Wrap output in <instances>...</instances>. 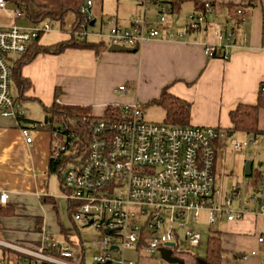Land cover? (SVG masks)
Here are the masks:
<instances>
[{
    "label": "crops",
    "instance_id": "crops-1",
    "mask_svg": "<svg viewBox=\"0 0 264 264\" xmlns=\"http://www.w3.org/2000/svg\"><path fill=\"white\" fill-rule=\"evenodd\" d=\"M90 1L94 23L114 18L127 26L139 10L135 0ZM169 2H174V9L167 17V29L160 37L146 40L135 52L106 49L96 55L91 49L67 48L58 54H38L21 66L20 74L29 80L30 86L20 96L16 85H11L14 95L23 103L26 122H35L38 128L32 131V142L27 144L16 122L0 116V191L9 195L0 210V241L38 245L43 234L48 233L58 241L73 243L77 249L80 245L85 248L79 237L82 227L73 222L60 183L61 193L50 179L49 158L56 141L49 123H43V107L53 102L55 90L59 104L88 106L92 115L99 116L107 106H121L134 100L145 108L166 88L189 103L187 125L216 127L228 136L233 134L226 131L231 126L229 112L239 103L255 104L264 96L260 90L264 84V0H153L148 10L154 11L161 3L169 7ZM204 2L212 6L206 17L212 28H229L234 20H243L240 29L247 39L237 42L228 59L208 58L203 53L204 43L215 42L210 30L178 36L186 16L201 11ZM14 8L8 2L0 9V25L31 28L33 25L24 16H14ZM237 8L242 10L241 16L236 14ZM166 33L173 36L166 37ZM69 37L70 31L49 29L38 44L47 46ZM123 83L127 85L125 93L117 90ZM40 110L43 112L39 120L35 116ZM258 128L264 132V109L259 112ZM258 172H252L251 165V188L258 182ZM45 198L47 201H43ZM216 222L221 246L226 250L221 264H264V242L257 240L264 234L260 214L249 212L233 220L219 215ZM75 237L78 240L72 242ZM131 251L136 260L128 259L133 264H157V255L138 257ZM15 256L0 245V264H7ZM176 256L183 260L182 264H197L202 259L182 252Z\"/></svg>",
    "mask_w": 264,
    "mask_h": 264
},
{
    "label": "built area",
    "instance_id": "built-area-1",
    "mask_svg": "<svg viewBox=\"0 0 264 264\" xmlns=\"http://www.w3.org/2000/svg\"><path fill=\"white\" fill-rule=\"evenodd\" d=\"M135 1L139 10L129 25L122 26L114 18L103 21L104 26L109 25L105 39L108 46L139 47L167 29L171 11L165 4H158L156 14L151 16L148 7L153 0ZM7 3L0 0V9ZM79 11L87 23H80V37L87 39L91 1L84 0ZM211 11V4L204 2L203 11L189 13L178 36L210 30L215 42L204 43L203 53L208 58L228 59L237 42L247 39L240 29L243 20H234L229 28H212L206 18ZM13 12L16 18L21 16L18 8ZM236 14L241 16L242 10L237 8ZM49 29L48 22L31 28L0 25V116L16 122L27 144L32 142L31 133L37 123L26 122L23 103L11 92L10 66L41 32ZM126 89L125 83L117 87L123 93ZM260 90L264 93V84ZM115 107L117 110L100 118L84 119L89 136L87 150L83 156L69 158L62 170V193L73 222L91 225L100 233L91 243L98 249L91 264H111L115 254L117 264H133L126 258V250H134L138 257L155 256L170 242L174 245L169 248L174 251L180 228L189 244L197 246L200 234L189 225L198 220L202 210L207 212L208 225L214 224L219 215L233 220L252 212L264 219V164L259 166L257 184L247 199L239 201L238 210H231L233 200L238 199L237 192L225 196L215 186L216 143L225 136L223 131L210 126L146 121L138 100ZM66 138L56 145L55 159L62 154L74 155L77 150H70L73 135ZM249 138V143L243 144L232 138L233 148L239 150L256 141V137ZM8 197L7 192L0 191V210ZM257 240L264 242V234ZM0 245L23 258L20 264H80L75 260L79 248L48 233L43 234L38 245L2 241Z\"/></svg>",
    "mask_w": 264,
    "mask_h": 264
},
{
    "label": "trees",
    "instance_id": "trees-1",
    "mask_svg": "<svg viewBox=\"0 0 264 264\" xmlns=\"http://www.w3.org/2000/svg\"><path fill=\"white\" fill-rule=\"evenodd\" d=\"M7 2L18 8L24 18H26L32 25L40 24L41 22H48L52 27L58 24L62 30L64 17L72 12L74 14V21L70 29V37L66 40H61L50 45H40L38 40L43 35L41 32L37 39L32 41L26 52L15 58L10 66L11 68V83L16 85L19 95L24 92L29 86L30 82L20 74L21 66L31 61L38 54H58L67 48L91 49L96 55L107 49V44L102 41H91L80 37V23H85V16L80 13L79 9L84 0H6ZM162 4V3H161ZM174 2H169L168 10L174 9ZM203 11V4L201 5ZM58 97V90H55L53 102L43 107L45 116L44 125L49 123L50 130L55 136L56 145L64 141L68 134L73 135L70 150L77 149L73 154H62L58 159L53 157L56 145L51 149L49 158V173L58 177L61 188L62 187V170L65 163L73 156H83L87 150L89 141L88 130L85 118L96 119L110 112L117 110V107L107 106L102 115L94 116L91 114L88 106L64 105L56 102ZM146 105H156L164 110V117L162 122L187 125L189 122V103L185 100L169 93L166 88H163L160 95L148 102ZM264 109V96L258 98L255 104H237L230 112L231 126L226 130L233 132H240L249 137L255 138L264 132L258 128L259 112ZM38 128V125H37ZM66 135V136H65ZM67 139V138H66ZM254 174L252 173V176ZM260 177L259 172L256 173L255 182ZM43 201H47L46 198ZM50 201V200H49ZM50 203H53L51 200ZM55 207V206H54ZM84 246L80 245L78 256L75 258L80 264H84ZM225 249L221 246V232L214 230L209 233L206 241V251L202 259L207 264H221ZM179 253L177 249L173 251L176 256ZM196 258V257H195ZM20 256L16 255L12 261L9 260L7 264H20ZM197 259V258H196Z\"/></svg>",
    "mask_w": 264,
    "mask_h": 264
},
{
    "label": "rangeland",
    "instance_id": "rangeland-1",
    "mask_svg": "<svg viewBox=\"0 0 264 264\" xmlns=\"http://www.w3.org/2000/svg\"><path fill=\"white\" fill-rule=\"evenodd\" d=\"M10 6L11 5L9 4L8 8H10ZM156 12L157 9L150 12V14L154 15L156 14ZM73 21H74V14L72 12H69L64 17L62 30L69 32ZM108 28L109 25L104 26V22L100 23L99 20H96L93 26H87V31H88L87 39L91 41L92 40L105 41ZM51 30L52 32L62 31L58 24L53 25ZM91 31L94 32L95 34L92 35ZM11 92L14 94L12 85H11ZM25 105L28 106L26 102ZM42 112L43 111L40 110V113L36 114L35 118L40 120ZM163 117H164V110L159 106L149 105L143 108V118L146 121L160 122L163 120ZM232 138H234L236 141L240 142L241 144H243V142L249 143L250 140L249 137H247L245 134L240 132H233L231 136H228L226 134L223 138L219 140V143L217 145L216 163H215V170H216L215 186L217 189L221 190V192L225 196L231 195L232 191L237 192L238 199L233 200L231 204V210H238L237 207L239 206V201H243L247 199L252 190L249 183L252 182L253 180L251 177L250 178L246 177L243 174V166L246 160H252V172L255 173L256 171H259V168L257 167L258 164L259 163L264 164V135L263 134L258 135L254 143L242 145V148L239 150L233 148V145L231 143ZM50 179H51V184L55 187V189L58 192L61 193V190L59 189L58 177L52 174L50 175ZM217 222L212 225H208L207 212L205 210H202L199 214L198 220H196V222H194L193 224L189 225V227H192L196 232L200 234L201 237L200 243L197 246H191L189 242L183 237L182 229L181 228L177 229V232L179 234V239L177 241V248H176L177 251L182 252L184 254H188L190 256H195L199 258L203 257L206 251V241L208 235L210 232L214 230L216 231L218 229ZM80 227L82 228L79 229V233H80L79 237L81 240L85 242V251H84L85 262L86 264H91L92 256L98 253V249L92 246L91 243L98 238L100 233L97 229H95L91 225L86 227L80 225ZM76 240H78V237L71 238L72 242H75ZM125 256L126 258L136 260L134 259L135 254L131 250H126ZM114 257L115 259L111 264H117L116 262L117 254H115ZM154 259L157 262V264H165V262L158 255L155 256Z\"/></svg>",
    "mask_w": 264,
    "mask_h": 264
},
{
    "label": "water",
    "instance_id": "water-1",
    "mask_svg": "<svg viewBox=\"0 0 264 264\" xmlns=\"http://www.w3.org/2000/svg\"><path fill=\"white\" fill-rule=\"evenodd\" d=\"M94 24V20L92 19L90 21L89 26H92ZM138 47H133V48H128L125 46H121V45H116V44H112L109 45L107 47V51L109 52H135L137 51ZM233 133V131H229V135H231ZM251 165L252 162L251 160H246L245 164H244V168H243V173L245 174V176H250L251 175ZM261 165V163H259V166ZM110 230H106L105 232H109ZM111 232V231H110ZM174 243L170 242L167 244V247H163L160 248L158 250V256L166 263L169 264H182L183 260H181L179 257L175 256L173 254V251L171 248V246H173ZM114 249H116V246H112ZM197 264H207L204 260L199 259Z\"/></svg>",
    "mask_w": 264,
    "mask_h": 264
},
{
    "label": "bare ground",
    "instance_id": "bare-ground-1",
    "mask_svg": "<svg viewBox=\"0 0 264 264\" xmlns=\"http://www.w3.org/2000/svg\"><path fill=\"white\" fill-rule=\"evenodd\" d=\"M19 11H20V10H19ZM20 12H21V11H20ZM21 16H23L22 12H21ZM21 16H20V17H21ZM41 23H43V22H41ZM41 23H40V24H41ZM51 28H52V27L50 26V29H51ZM104 42H105V41H104ZM105 43H106V42H105ZM259 171H260V170H259Z\"/></svg>",
    "mask_w": 264,
    "mask_h": 264
}]
</instances>
